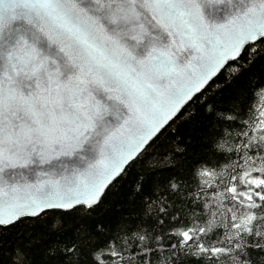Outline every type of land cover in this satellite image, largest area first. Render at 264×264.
Masks as SVG:
<instances>
[{"label": "snow or ice", "instance_id": "1", "mask_svg": "<svg viewBox=\"0 0 264 264\" xmlns=\"http://www.w3.org/2000/svg\"><path fill=\"white\" fill-rule=\"evenodd\" d=\"M261 46L264 0H0V229L48 209L90 211L228 61L239 63L247 47L251 63ZM218 119L213 150L235 159L226 179L208 184L213 199L198 182L211 175L207 161L193 165L195 191L170 179L169 192L189 191L203 210L187 213L189 223L167 197L158 210L149 198L150 215L113 238L115 264H164L150 245L165 237L168 264H222L230 254L235 264H264V109L253 102ZM218 215L223 235L210 226Z\"/></svg>", "mask_w": 264, "mask_h": 264}, {"label": "trees", "instance_id": "2", "mask_svg": "<svg viewBox=\"0 0 264 264\" xmlns=\"http://www.w3.org/2000/svg\"><path fill=\"white\" fill-rule=\"evenodd\" d=\"M237 61H228L225 68L206 85L203 96L197 94L138 154L106 189L100 202L90 211L84 206L68 210H48L39 218L22 217L12 226L0 229V264H115L109 247H115L120 241L113 239L118 234L123 236L125 226L139 222L138 218L150 215L146 205L157 200L154 210L160 207L159 200L167 197V203L180 213L182 220H192L187 213L199 214L203 209L193 208L190 204L189 191L173 194L168 191L170 179L179 177L187 181L190 190L195 191L197 184L193 181V165L207 161L213 167L211 175L198 177L199 185L209 192L206 199H213L208 184L215 186L221 178L229 173L228 148L234 143L225 137L220 143L224 145L226 155L217 154L214 142L219 136L218 128L224 127L218 117L230 111L240 114L250 103H256L264 109V46L249 63V49L238 57ZM235 67L238 71L229 75L227 69ZM207 98V103L204 98ZM253 138L260 135L249 128ZM207 181V183H205ZM218 190V189H217ZM228 215H231L230 213ZM170 217L165 220L163 235L172 225ZM197 224L199 221H195ZM225 216L218 215L210 226L219 225L218 231L226 233ZM215 240V237H213ZM84 242V243H82ZM174 242V241H171ZM170 243L165 237L162 244L153 242L162 253L161 261L168 264L169 252L166 245ZM73 245L81 247L72 253L66 252ZM95 250V259L89 255ZM125 258L129 255L125 253ZM253 252V258H257ZM178 264H204V261L191 257H172ZM264 259V258H262ZM234 254H230L222 264H235ZM119 264H124L120 260ZM159 264V262H158Z\"/></svg>", "mask_w": 264, "mask_h": 264}, {"label": "water", "instance_id": "3", "mask_svg": "<svg viewBox=\"0 0 264 264\" xmlns=\"http://www.w3.org/2000/svg\"><path fill=\"white\" fill-rule=\"evenodd\" d=\"M176 115H177V114H176ZM173 118H174V117H173ZM170 121H171V120H170ZM170 121H169V122H170ZM153 138H154V137H153ZM134 159H135V158H134ZM134 159H133V160H134ZM133 160H132V161H133ZM130 162H131V161H130ZM130 162H129V163H130ZM126 166H127V165H126ZM126 166H125V168H126ZM45 167H47V166H45ZM20 171H25V170H20ZM26 179L35 180L36 178H35L34 176H28V177H26ZM48 210H65V209H48ZM48 210H46V211H48ZM67 210H68V209H67Z\"/></svg>", "mask_w": 264, "mask_h": 264}]
</instances>
